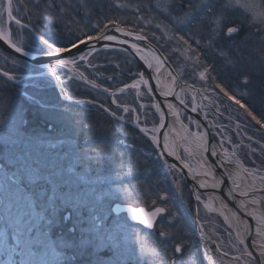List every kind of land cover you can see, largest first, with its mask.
I'll use <instances>...</instances> for the list:
<instances>
[{"label": "rangeland", "instance_id": "obj_1", "mask_svg": "<svg viewBox=\"0 0 264 264\" xmlns=\"http://www.w3.org/2000/svg\"><path fill=\"white\" fill-rule=\"evenodd\" d=\"M112 24L161 49L181 80L195 87L182 88V99L212 104L224 158L241 161L264 187V0H0L1 30L33 52L60 50L57 41L77 43ZM96 56L89 61L96 66L81 70L113 94L70 69L33 70L0 49V264H257L224 213L199 194L212 256L201 245L188 182L136 127L138 121L149 134L158 132L151 96L137 81L120 90L131 83L125 71L136 62L120 51ZM42 71L41 78L29 76ZM109 75L117 77L106 85ZM32 92L38 104L56 108L47 130L25 126ZM48 92L58 97L51 102ZM132 128L154 153L131 146L141 139ZM116 203L165 212L149 229L116 213ZM238 254L245 262L232 257Z\"/></svg>", "mask_w": 264, "mask_h": 264}, {"label": "water", "instance_id": "obj_2", "mask_svg": "<svg viewBox=\"0 0 264 264\" xmlns=\"http://www.w3.org/2000/svg\"><path fill=\"white\" fill-rule=\"evenodd\" d=\"M12 18L14 16L11 14ZM0 49L34 66L46 67L51 70H54L55 67L70 69L78 73L84 83L96 89L106 90L111 94L114 91L87 77L73 58L85 52L92 54L97 50L104 49H123L130 52L137 59L142 71L145 73V78H142L141 85L150 93L160 112L161 123L155 146L160 156H165L189 184L193 200L196 233L201 243L206 247L209 255L212 256L213 253L210 251V245L207 240L208 235L204 231L198 216V202L200 199L198 190L211 197L214 200V204H218L226 217L230 218L231 223L229 226L245 248V255L253 258L257 264H264V245L257 240H262L258 228L263 226V223L259 219L257 221V212L256 209H253L254 204L245 206L241 201L245 198H254L253 196L264 201V187L244 189L229 175L230 168L235 164L245 168L243 163L240 160L239 163H232L224 158V154L228 152L222 150L216 142L211 124L207 122L206 118L196 108L191 107L181 98L180 91L182 88L195 87L181 80L169 59L157 45L138 33L113 26L96 37L82 39L68 48L48 53L29 51L16 45L12 41L10 34L5 36L0 33ZM158 62H160L159 66H157ZM160 75L164 76L162 77L164 80H162ZM131 87H134V82L121 87L120 90ZM196 90L198 92L197 88ZM181 109L185 110L192 117L194 123L199 124L203 129L204 143L197 139L195 132L184 122L180 114ZM176 118L180 122V130L183 135H180L176 131V127L173 126V121H176ZM136 127L147 138H154L138 121H136ZM166 132H169L174 137L176 144L183 147L188 155L200 158L206 165L210 166L209 172L211 171L214 176V181L212 180L211 184L203 182L200 184L203 176L197 170L194 171L195 169L188 167L180 156L172 153L166 147L164 141ZM232 154L239 159L236 154ZM205 178L208 182L209 175L208 177L205 176ZM114 211L118 214L125 212L131 222L141 223L151 228L160 214L165 212V208L158 206L153 209H147L131 204L116 203ZM220 252L222 253V251ZM232 257L245 262L240 254L232 255Z\"/></svg>", "mask_w": 264, "mask_h": 264}, {"label": "flooded vegetation", "instance_id": "obj_3", "mask_svg": "<svg viewBox=\"0 0 264 264\" xmlns=\"http://www.w3.org/2000/svg\"><path fill=\"white\" fill-rule=\"evenodd\" d=\"M112 27L113 26H116V27H121V26H119V25H114V24H112L111 25ZM121 28H123V27H121ZM123 29H126V28H123ZM104 30H106V28H104L99 34H97V35H95V36H93V37H96V36H98V35H100V34H102L103 33V31ZM127 30H129V31H132V32H135V31H133V30H130V29H127ZM136 33V32H135ZM43 32H37V33H35V35L38 37V38H43L44 39V37H43ZM47 35V33H45L44 32V36H46ZM52 35H54L53 33H51ZM69 36L70 35H68V36H66V38H69ZM56 51V50H55ZM114 51H120V52H123V53H127V54H129V55H131V57L134 59V61L136 62V64H135V67H132V68H127V71H125V74H127L128 76L129 75H131V77H132V79L130 80L131 82H134V83H136V81L137 82H141V80H142V78H145V73L142 71V69H140V67H139V63H138V61H137V59L130 53V52H128V51H126V50H123V49H104V50H98V52H102V53H109V52H114ZM40 53H42V52H40ZM8 54V53H7ZM94 54H96L95 52L94 53H92V54H90L89 52H85V53H82V54H80V55H78V56H76V57H74L73 58V60H75L76 61V64H77V66L78 67H80V68H84V66H82V64L83 65H85V66H87V67H94V66H96L95 64L93 65V66H90L89 64H90V62L89 61H91L92 60V58H93V56H94ZM82 66V67H81ZM107 66V65H106ZM35 67H37L39 70L42 68V67H38V66H35ZM139 68V70H137ZM67 70V68H65V67H55L54 68V70ZM42 73L44 74V72L42 71V72H38V73H33V74H31V75H29V76H33V77H36V78H41V75H42ZM104 74H106V73H104ZM96 75V77L98 78V76H99V74H95ZM107 75V74H106ZM111 76V77H110ZM127 76V77H128ZM55 77H57V76H55ZM115 77H117L116 75H114V76H112V75H109V76H106V77H104V82L106 83V82H108V80H112L113 78L115 79ZM134 77V78H133ZM141 77V78H140ZM129 79V78H128ZM139 79V80H138ZM126 81V80H125ZM124 81V82H125ZM129 81V80H128ZM129 81V82H130ZM106 85H107V83H106ZM132 88H134V87H131V89ZM149 93V92H148ZM198 93L200 94V92L198 91ZM149 95H150V93H149ZM151 96V95H150ZM182 98V97H181ZM151 99H152V101H153V103H154V109L156 110L157 109V107L155 106L156 105V103H155V101H154V99L152 98V96H151ZM188 105H190L191 107H194V108H196L205 118H206V120H207V122L208 123H210V122H212L213 123V125L211 126V128L213 127V130H214V133H215V124H214V122H215V120H214V118L211 116V111H213L214 109H213V106H212V104H210V103H208V102H205V101H203V100H201V101H203L202 103H195L194 102V104H189L185 99H183ZM152 103V102H151ZM199 109H201V110H199ZM156 113H157V115L159 116V118H160V122H159V126H158V131H159V127H160V123H161V116H160V113L156 110L155 111ZM180 114H181V117H182V119L184 120V122H186L187 124L189 123V124H191V125H193V123H194V121H193V119H192V117L185 111V110H183V109H181V111H180ZM184 115H185V118H184ZM186 116H187V119H186ZM210 121V122H209ZM174 123L176 122V121H173ZM176 124V123H175ZM174 126V125H173ZM176 127V126H175ZM194 131H195V133H196V129H194ZM140 132V131H139ZM157 135H158V132L156 133ZM150 135H152V136H156V135H153V134H150ZM168 135H170V133H168ZM195 135H197V133L195 134ZM216 135V134H215ZM171 136V135H170ZM217 137V136H216ZM171 140H169L168 142H166V136H165V139H164V141H165V145H166V147L172 152V150H174L175 151V149L178 147V149H176V151H177V153H179V156H180V158H181V160H183L182 159V157H181V153H184L187 157H188V161H192V163L194 164V166L195 167H202L205 163L203 162H201L202 160L200 159V158H197V157H191L190 155H188V153H187V151H185V149L183 148V147H181L179 144H176V142H175V139H174V137H172L171 136ZM149 139V138H148ZM150 141H151V143H153V145L155 146V142L156 141H153V138L152 139H149ZM172 142V144H173V148L174 149H170L169 148V146H168V144L169 143H171ZM185 142V141H184ZM156 147V146H155ZM156 151H157V148H156ZM174 151L172 152V153H174ZM157 153H158V156L160 157V158H163V159H166L167 160V162L170 164V162L168 161V159L164 156V157H161L160 156V154H159V152L157 151ZM177 153H174V154H176L177 155ZM201 160V161H200ZM185 162V161H184ZM186 163V162H185ZM187 164H188V162H187ZM190 167H191V165L190 164H188ZM170 166L171 167H173L171 164H170ZM174 168V167H173ZM175 169V168H174ZM176 170V169H175ZM177 171V170H176ZM178 172V171H177ZM179 173V172H178ZM180 174V173H179ZM181 175V174H180ZM182 176V175H181ZM183 177V176H182ZM184 178V177H183ZM185 179V178H184ZM185 181L187 182V180L185 179ZM189 192H190V197H191V199H192V194H191V190L189 189ZM198 194H202L204 197H205V199L206 200H209V201H213L214 202V200L211 198V197H208V196H206L205 194H203L202 192H200L199 190H198ZM201 198H200V202H201ZM192 205H193V200H192ZM123 213H125V212H123ZM161 215H163V214H160V216H159V218L157 219V221L155 222V224L159 221V219H160V217H161ZM135 224H138V223H135ZM152 228V227H151ZM150 229V228H149ZM195 232H196V228H195ZM196 236H197V233H196ZM197 238L199 239V237L197 236ZM199 242L201 243V241H200V239H199ZM201 245H203L202 243H201ZM204 246V245H203ZM196 247H199L198 245L196 246ZM185 252V251H184ZM189 253V252H188ZM241 255V254H240ZM238 260H240V259H238Z\"/></svg>", "mask_w": 264, "mask_h": 264}, {"label": "bare ground", "instance_id": "obj_4", "mask_svg": "<svg viewBox=\"0 0 264 264\" xmlns=\"http://www.w3.org/2000/svg\"><path fill=\"white\" fill-rule=\"evenodd\" d=\"M0 33L2 34V35H5V36H7L6 34H4V32L1 30V28H0ZM70 47V46H69ZM65 48H68V47H63L62 49H65ZM62 49H60V50H62ZM58 50V49H57ZM30 51V50H29ZM53 51H55V50H53ZM36 52V51H35ZM38 52V51H37ZM52 52V51H51ZM31 65V64H30ZM160 65V62H158V64H157V66H159ZM32 66H34V65H32ZM162 75H164V74H162ZM161 76V75H160ZM162 77H164V76H161V78ZM162 80H164V78H162ZM156 106V105H155ZM158 112H159V110L158 109H156ZM160 113V112H159ZM210 122V121H209ZM176 123V124H175ZM173 122V124H174V126H176V131H178L179 133H180V135H183L182 134V131L180 130V122L178 121V119L176 118V122ZM210 124H211V126L213 125V123L212 122H210ZM190 128H191V130L193 131V132H195L194 131V129H196V133H197V135H196V137H197V139H199L202 143H204L205 141H204V138H203V135H202V131H203V129L199 126V124H196V123H193V125H191V124H187ZM212 129V132L214 133V130H213V127L211 128ZM199 132V133H198ZM168 133L169 132H166V134H165V136H166V142H168L169 140H171L172 138H171V136L170 135H168ZM195 133V134H196ZM198 134H200V135H198ZM157 137H158V135L156 134V136H154V138H153V141H156V139H157ZM214 138H215V140H216V142L217 143H219L218 142V140H217V137H216V135H215V133H214ZM185 143V142H184ZM186 144V143H185ZM176 149H178V147L176 148ZM176 149H175V151L174 150H172V152L174 151V153H177V151H176ZM193 152V151H192ZM158 154V153H157ZM177 155L179 156V153H177ZM188 167H190L187 163H185ZM191 169H193L192 167H190ZM200 168V167H199ZM209 168H210V166H208V165H206V164H204L200 169H203L202 171H198L199 172V174L200 175H202L203 176V178L200 180L201 182H200V184H202V182L203 183H205V184H207V183H212L213 181H214V176H213V174H212V172L210 171H207V170H209ZM195 169V168H194ZM193 169V170H194ZM194 171H196V169L194 170ZM209 172V173H208ZM208 175H209V178H208V182H207V179L205 178V176L206 177H208ZM229 175L231 176V177H233L234 178V180L236 181V183H238V184H240L241 186H242V188H244V189H249L250 187H253V188H255V187H258L259 185L257 184V182H256V180L254 179V174L253 173H250V172H248L247 171V169L246 168H243L242 166H240V165H238V164H235V165H233L231 168H230V170H229ZM213 180V181H212ZM204 184V185H205ZM250 186V187H249ZM259 187H262V186H259ZM244 200V201H243ZM242 201V203L246 206V205H248V206H252L251 204L253 203L254 204V207H253V209H256V212H257V221H258V219H260V217H261V214H262V211H260V208H259V200H257V199H254V198H245V199H242L241 200ZM262 203H264V202H262ZM217 206H218V211L221 213H224V211L222 210V208L217 204ZM259 210V211H258ZM259 212V213H258ZM224 217L226 218V221H227V223L228 224H230L231 223V220H230V218L229 217H226V215H225V213H224ZM261 222H264V217L262 218L261 217ZM259 229V228H258ZM260 236H261V234H259ZM262 237V242H263V244L262 245H264V238H263V236H261ZM260 240L261 239H258V242L260 243Z\"/></svg>", "mask_w": 264, "mask_h": 264}, {"label": "trees", "instance_id": "obj_5", "mask_svg": "<svg viewBox=\"0 0 264 264\" xmlns=\"http://www.w3.org/2000/svg\"><path fill=\"white\" fill-rule=\"evenodd\" d=\"M62 40V39H61ZM64 40V39H63ZM79 41V40H78ZM58 43H56V45L57 46H59V47H69V46H71V45H73L75 42L74 41H72V40H70L69 42H66V40H64L63 42H65V43H63V42H60V41H57ZM5 53V52H4ZM100 53H102V52H98V54H100ZM109 53H111V52H109ZM97 53L93 56V58L95 59V60H99L100 58H97V56L96 55H98ZM102 54H104V53H102ZM6 55H7V53H6ZM18 60V59H17ZM18 62H22L21 64H23L24 62L23 61H18ZM24 64H26V65H28L31 69H33V70H35L37 67H35V66H32V65H30V64H27V63H24ZM109 66H111V65H109ZM113 67H115V66H113ZM93 78H96V75L95 76H93ZM34 79H38V78H34ZM30 94V93H29ZM32 96H33V98H31L30 100H28V99H25V100H27V103H26V112H27V115H26V127H27V129H33L34 131H37V129L39 130H47L48 128L46 127L47 126V123H49V118H48V116H49V114H51L52 112H55L56 111V108H52V109H49L50 108V106H41L40 104H38L37 103V96H35V93L34 92H32ZM54 97H58V95H57V93L56 92H48L47 93V98H50L49 100H51V102H52V99L54 98ZM22 98H24V95H23V97ZM54 102V101H53ZM44 104H46V103H44ZM40 105V106H39ZM57 112V111H56ZM52 115V114H51ZM56 115H58V114H56ZM86 117H87V115H86ZM133 129V128H132ZM133 131H135L136 132V134L139 136L140 134H139V132L137 131V130H135V129H133ZM141 136V135H140ZM136 144V145H135ZM133 145H135V146H137L138 145V147H143V149L144 150H147V151H150V152H153L154 153V149H152V147L150 146V144H149V142L143 137V136H141V139H139V141H137L136 140V142L135 141H133L132 142V144H131V146H133ZM161 174V177L163 176L162 175V173H160ZM160 177V179L162 180V181H164L162 178L164 177H162L161 178ZM165 182V181H164ZM165 184H167V182H165ZM169 187H171V186H167V188L169 189ZM173 190V189H172ZM189 189L187 188V191H188ZM189 192V191H188ZM172 194H174V193H172ZM189 195H190V192H189ZM174 197H175V199L177 200V202L179 201V199H181V198H179L178 199V197L176 196V194L175 195H173ZM192 204V203H191ZM193 206V205H192ZM189 235V234H188ZM188 251V250H187ZM82 259H80V260H75V261H73V263L72 264H82ZM70 263V262H69Z\"/></svg>", "mask_w": 264, "mask_h": 264}]
</instances>
